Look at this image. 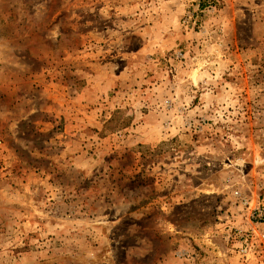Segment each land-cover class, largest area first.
Segmentation results:
<instances>
[{
  "label": "rangeland",
  "instance_id": "1",
  "mask_svg": "<svg viewBox=\"0 0 264 264\" xmlns=\"http://www.w3.org/2000/svg\"><path fill=\"white\" fill-rule=\"evenodd\" d=\"M0 264H264V0H0Z\"/></svg>",
  "mask_w": 264,
  "mask_h": 264
},
{
  "label": "built area",
  "instance_id": "2",
  "mask_svg": "<svg viewBox=\"0 0 264 264\" xmlns=\"http://www.w3.org/2000/svg\"><path fill=\"white\" fill-rule=\"evenodd\" d=\"M234 194H236V195H237V194H238V192H237V191H235V192H234ZM238 195H239V194H238ZM242 201L245 203V199H242ZM256 213H257L258 215L262 214V212H261V211H259V212H256Z\"/></svg>",
  "mask_w": 264,
  "mask_h": 264
}]
</instances>
